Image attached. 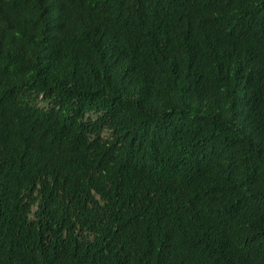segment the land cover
<instances>
[{
  "label": "trees",
  "instance_id": "1",
  "mask_svg": "<svg viewBox=\"0 0 264 264\" xmlns=\"http://www.w3.org/2000/svg\"><path fill=\"white\" fill-rule=\"evenodd\" d=\"M0 264H264V0H0Z\"/></svg>",
  "mask_w": 264,
  "mask_h": 264
}]
</instances>
